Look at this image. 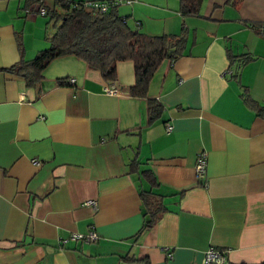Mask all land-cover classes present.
Segmentation results:
<instances>
[{
    "label": "crops",
    "instance_id": "obj_1",
    "mask_svg": "<svg viewBox=\"0 0 264 264\" xmlns=\"http://www.w3.org/2000/svg\"><path fill=\"white\" fill-rule=\"evenodd\" d=\"M25 2L0 0V67L48 46L47 19ZM179 3L116 5L149 35L187 28L182 55L150 79L162 105L151 122L146 98L129 93L131 61L112 81L74 55L52 59L34 85L0 69V264H201L209 246L225 251L222 264H264V118L241 97L264 104V0H201L188 16ZM132 158L156 184L130 171ZM141 189L165 210L139 232ZM89 231L94 240L70 237Z\"/></svg>",
    "mask_w": 264,
    "mask_h": 264
},
{
    "label": "trees",
    "instance_id": "obj_2",
    "mask_svg": "<svg viewBox=\"0 0 264 264\" xmlns=\"http://www.w3.org/2000/svg\"><path fill=\"white\" fill-rule=\"evenodd\" d=\"M88 0H53L51 5L45 0H26L27 9L38 11L44 7L47 20L44 26V38L48 41L46 48L38 50L31 59L21 58L8 67H0L9 73L24 78L27 85L36 84L42 77V70L54 58L64 55H74L82 59L88 68L97 69L108 81L117 78V63L131 61L134 71V82L129 86V93L135 97L146 98L148 121L156 118L161 109V103L148 96V85L154 72L163 60L170 62L182 55L187 39V28L182 26L178 33L149 35L132 27L126 18L120 15L116 6L105 12H99L84 4ZM110 1V0H108ZM201 0H180L179 12L183 16L196 15L199 12ZM39 14V13H37ZM42 15V14H41ZM230 63L234 55L228 49ZM251 57L244 55L237 62L248 61ZM237 75V71H234ZM62 78L57 81L62 83ZM243 102L253 108L258 116L264 118V104L252 99L244 90L241 94ZM139 161L132 158L129 162L130 171H138ZM150 183L156 184V179L150 169L138 171ZM142 202L144 221L138 230L152 226L165 207L161 195L151 189L139 191Z\"/></svg>",
    "mask_w": 264,
    "mask_h": 264
},
{
    "label": "built area",
    "instance_id": "obj_3",
    "mask_svg": "<svg viewBox=\"0 0 264 264\" xmlns=\"http://www.w3.org/2000/svg\"><path fill=\"white\" fill-rule=\"evenodd\" d=\"M124 1L126 3H129L131 0H88L85 1L84 4L86 6H89L93 9H96L99 12H105L107 11L110 7L116 6L119 4V2ZM28 13H39V14H44L45 9L44 7H39L38 11H31L30 9L26 10ZM70 82H73V79H69ZM104 92L106 93H117L118 89L113 86L112 84L105 85L103 87ZM166 128L169 129L170 125L166 123ZM34 163H37L38 161L36 159H33ZM205 163H206V155L205 152L202 151L198 154L196 157V162H195V173L196 176L199 178H204L205 175ZM86 203L93 204L94 202L89 200L86 201ZM96 233L94 231H89L86 234L83 233H71L70 237L73 239H81L83 241H91L96 238ZM170 253H168V256ZM225 260V251L222 249L215 248L213 246H209L205 252L204 256L202 258L201 264H222Z\"/></svg>",
    "mask_w": 264,
    "mask_h": 264
},
{
    "label": "rangeland",
    "instance_id": "obj_4",
    "mask_svg": "<svg viewBox=\"0 0 264 264\" xmlns=\"http://www.w3.org/2000/svg\"><path fill=\"white\" fill-rule=\"evenodd\" d=\"M49 5L52 3V0H47ZM45 19H47V16H44Z\"/></svg>",
    "mask_w": 264,
    "mask_h": 264
}]
</instances>
